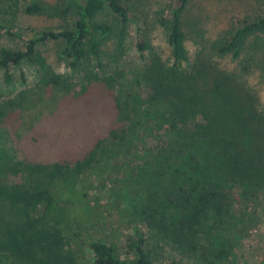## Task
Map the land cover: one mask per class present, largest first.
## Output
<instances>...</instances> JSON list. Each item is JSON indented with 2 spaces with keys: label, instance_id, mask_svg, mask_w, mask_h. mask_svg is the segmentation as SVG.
Instances as JSON below:
<instances>
[{
  "label": "trees",
  "instance_id": "obj_1",
  "mask_svg": "<svg viewBox=\"0 0 264 264\" xmlns=\"http://www.w3.org/2000/svg\"><path fill=\"white\" fill-rule=\"evenodd\" d=\"M208 1L0 0V27L23 41L22 48L0 46L5 81L11 84L13 68L23 65L37 78L9 104L22 106V98L28 109L47 89L55 100L100 81L114 91L121 123L81 157L52 161L25 154L4 167L0 264H81L71 238L94 220L85 200L86 172H101L105 183L103 172L116 171L131 174L138 225L124 243L88 240L90 264H156L168 254L172 264L225 263L232 249L220 244L222 227L252 209L247 192L264 190L257 87L264 84V3L242 0L258 8L218 31L209 23L221 13ZM219 1L223 11L233 4L210 3L218 7ZM25 13L56 18L60 26L22 36L16 27ZM132 23L136 33L129 38ZM155 30L168 55L154 42ZM129 41L136 60H125ZM50 42L58 44L66 72L40 48ZM21 75L27 82L26 71ZM131 148L135 159L111 163L116 150Z\"/></svg>",
  "mask_w": 264,
  "mask_h": 264
},
{
  "label": "rangeland",
  "instance_id": "obj_2",
  "mask_svg": "<svg viewBox=\"0 0 264 264\" xmlns=\"http://www.w3.org/2000/svg\"><path fill=\"white\" fill-rule=\"evenodd\" d=\"M241 1L233 0V4L223 11L220 1L218 7H214L209 0V9L221 13V18L215 19L216 16H212L210 28L220 31L227 26L231 18L242 17L241 15L249 10L254 12L258 8L252 7L250 3L242 5ZM258 2L263 4L264 0H257L256 3ZM45 26L59 27L60 22L56 18L25 13L21 15L19 26L16 28L22 36L31 37L36 30ZM30 28L35 31L27 30ZM134 33L136 25L132 23L129 38ZM153 36L154 42L161 45L168 55V46L160 30H155ZM2 45L22 48L23 41L9 35L6 28L0 27V46ZM188 45L192 47L191 44ZM40 48L57 71H67L65 63L58 56L57 43L43 44ZM136 58H139L138 53L134 44L129 41L125 60ZM131 62L132 66L137 64L135 61ZM125 69L129 71V66ZM13 71L14 80L7 84L4 72L0 69V106H6V114L0 122V172H4V167L14 158L25 154L39 160L52 161L81 157L98 139L106 136L111 128L121 125L117 119L114 91L100 81L91 83L85 91L77 88L75 92L57 95L55 100L51 99L52 93L47 89L45 94L43 91L40 100L37 99V94L34 95V104L28 109L25 108L22 98V106H11L9 102L19 99L20 93L25 96V90L32 88L37 80L28 66L13 68ZM22 71H26L27 82L22 78ZM255 79L250 78V82L254 84ZM257 87L260 95L259 108L264 110V84ZM135 157L136 152L132 148L129 151L116 150L111 163L118 167L126 159L132 160ZM102 164L103 162L100 165ZM86 173L85 182L89 185V195L85 200L94 209V220L81 229H76L75 231L80 233L77 237L70 234L73 236L72 246L81 264H90L88 240L105 238L108 241L124 243L138 225L134 206L136 196L130 187L131 174L118 171L103 172L105 183H101V172ZM247 193L249 200L253 202L252 209L236 214L234 219L222 227L225 239L220 244L232 249L224 264H264V190ZM169 255L162 257L156 264H172Z\"/></svg>",
  "mask_w": 264,
  "mask_h": 264
}]
</instances>
